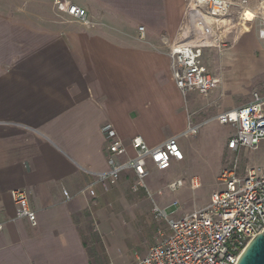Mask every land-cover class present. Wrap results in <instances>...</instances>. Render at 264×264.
<instances>
[{
    "label": "crops",
    "instance_id": "crops-1",
    "mask_svg": "<svg viewBox=\"0 0 264 264\" xmlns=\"http://www.w3.org/2000/svg\"><path fill=\"white\" fill-rule=\"evenodd\" d=\"M56 1L0 0V264H93L82 218L93 220L109 264H130L114 247L116 239L130 242L129 227L137 231L132 200L120 185L129 182L133 193V173L108 190L97 185L95 196L82 189L108 168L105 123L130 156L135 136L155 146L185 131L184 95L169 52L188 0H69L87 10L88 23L59 11ZM223 33L232 43L239 36L236 29ZM227 92L221 82L210 104L226 111L248 103L242 96L238 105L233 96L224 101ZM163 120L171 131L153 133ZM180 145L190 155L189 141ZM14 189L26 191L37 225L17 217Z\"/></svg>",
    "mask_w": 264,
    "mask_h": 264
},
{
    "label": "built area",
    "instance_id": "built-area-1",
    "mask_svg": "<svg viewBox=\"0 0 264 264\" xmlns=\"http://www.w3.org/2000/svg\"><path fill=\"white\" fill-rule=\"evenodd\" d=\"M188 0L187 12L180 36L171 45L169 52L175 82L184 96L191 92L208 96L222 82L219 76L208 71L202 61L205 48L223 46L224 41L216 24L235 12L242 25L255 24L259 39L264 43V0ZM56 7L80 22L88 23L85 8L69 0H57ZM246 27V26H244ZM140 38H144V26L139 27ZM215 119L233 127L227 147L234 153L241 149H256L264 140V93L256 91L248 103L223 111ZM199 125H188L179 135L162 143L149 146L141 136L131 139L135 155L127 153L126 143L112 123L102 127L106 141L105 171L93 173V181L82 192L96 195V186L105 190L120 183L126 173H133L131 189H145L154 166L160 171L168 170L175 161L185 159L180 139L195 134ZM159 158V159H158ZM238 161L222 170L218 176L220 187L211 194L210 201L179 218L169 216L167 208L178 205L172 201L160 207L154 201L153 212L158 219L165 220L169 233L151 245L147 253L137 256L134 264H236L240 254L257 234L264 231V167L249 165L240 172ZM183 184L182 179L168 183L171 191ZM199 181L193 180L192 187ZM162 194V191L158 192ZM67 199L71 195L64 190ZM12 198L17 205V217L26 218L37 225L36 211L31 208L25 190L14 189ZM4 224L0 223V230Z\"/></svg>",
    "mask_w": 264,
    "mask_h": 264
},
{
    "label": "rangeland",
    "instance_id": "rangeland-1",
    "mask_svg": "<svg viewBox=\"0 0 264 264\" xmlns=\"http://www.w3.org/2000/svg\"><path fill=\"white\" fill-rule=\"evenodd\" d=\"M228 18L227 25L224 27L222 25L223 28L219 25V29H222L219 31L224 45L205 48L202 61L208 71L220 76L222 87L228 90L223 100H229L233 96L238 105L242 99L243 103L251 101L256 91L264 93V43L258 37L255 24L242 25L243 23H239L234 15ZM227 28L239 32L238 38L234 39L233 43L230 38L224 36L223 31ZM218 88L208 96L195 93L199 97L194 99L189 95L183 97L188 125L191 123L200 126L197 133L181 138V141H189L190 155L185 156L183 164H174L161 175L159 170L153 168L152 175L146 181L150 193L162 191L161 197L154 196L158 206L164 207L168 202L178 201V205L167 208V213L171 217L179 218L206 205L210 201L212 192L220 187L218 176L224 168L232 166L236 160L240 172L245 171L249 165L264 167V140L256 149H241L239 153L228 149L227 142L233 133V127L229 124H221L215 119L216 115L223 111L221 103L217 106L210 104L211 97ZM164 115L171 118L169 112ZM172 125L171 121L163 120L162 125L154 126L152 131L157 134H167L171 131ZM154 176L159 177L154 179ZM176 178L182 179L183 184L176 191H171L168 183ZM194 179L200 184L193 188ZM120 185L124 188L126 197L132 200L130 207L135 209L134 222L138 232L129 227V231L131 229L132 232L130 242L125 243L123 240L119 242L116 239L114 248L116 255H120L124 262L134 264L137 256L145 255L151 245L161 240L162 235L169 233V226L165 220L158 219L153 212L154 201L148 191L140 189L132 193L129 182L125 180H122ZM80 228L87 242L91 260L93 264H98L94 248L96 244L100 252L101 246L100 242L95 243V238L99 236L93 220L82 218Z\"/></svg>",
    "mask_w": 264,
    "mask_h": 264
},
{
    "label": "water",
    "instance_id": "water-1",
    "mask_svg": "<svg viewBox=\"0 0 264 264\" xmlns=\"http://www.w3.org/2000/svg\"><path fill=\"white\" fill-rule=\"evenodd\" d=\"M236 264H264V231L249 241Z\"/></svg>",
    "mask_w": 264,
    "mask_h": 264
},
{
    "label": "trees",
    "instance_id": "trees-1",
    "mask_svg": "<svg viewBox=\"0 0 264 264\" xmlns=\"http://www.w3.org/2000/svg\"><path fill=\"white\" fill-rule=\"evenodd\" d=\"M95 243H99V238L98 237H96L95 238ZM86 244V246H87V242L85 243ZM100 252H99V250H98V247L96 246V244H95V248H94V252H95V255L97 256V260H98V264H109V261H108V257H107V255H106V252H105V249H104V246L102 245V244H100ZM100 255H102V256H100Z\"/></svg>",
    "mask_w": 264,
    "mask_h": 264
},
{
    "label": "snow or ice",
    "instance_id": "snow-or-ice-1",
    "mask_svg": "<svg viewBox=\"0 0 264 264\" xmlns=\"http://www.w3.org/2000/svg\"><path fill=\"white\" fill-rule=\"evenodd\" d=\"M159 159V158H158Z\"/></svg>",
    "mask_w": 264,
    "mask_h": 264
}]
</instances>
